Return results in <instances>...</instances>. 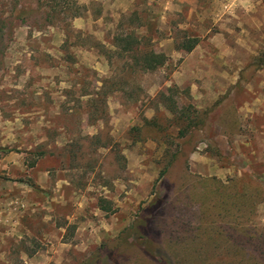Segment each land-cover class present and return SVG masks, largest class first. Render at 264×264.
Here are the masks:
<instances>
[{"label": "rangeland", "instance_id": "obj_1", "mask_svg": "<svg viewBox=\"0 0 264 264\" xmlns=\"http://www.w3.org/2000/svg\"><path fill=\"white\" fill-rule=\"evenodd\" d=\"M263 230L264 0H0V264H238Z\"/></svg>", "mask_w": 264, "mask_h": 264}, {"label": "trees", "instance_id": "obj_2", "mask_svg": "<svg viewBox=\"0 0 264 264\" xmlns=\"http://www.w3.org/2000/svg\"><path fill=\"white\" fill-rule=\"evenodd\" d=\"M121 40H124V39H121ZM196 44H197V41L193 40L187 46H185V49L187 51H191L195 47ZM134 59H135V62L142 63L140 66L141 69L151 70V71L155 69L157 64H161L165 61V57L162 54L155 53V52H144V53L139 52L138 55H136ZM255 187L260 192L261 187L259 185H255ZM225 199L229 201L228 206L225 208L223 207L225 212H229L232 207H239V206H242V207L246 206V208H249L250 211L252 212L251 209H253L254 202H255L253 200L252 195H248L246 197V194H243L240 191L234 193L233 195L231 194L227 195ZM235 219L237 218H234V221ZM211 223L212 221H210V224ZM235 224L239 226V223L236 221H235ZM234 229L235 228H233V230ZM250 236H254V235L251 233ZM225 250L233 257L239 258L240 261L238 262V264H264V253H263L264 250H262V248L257 243L249 242L248 246L245 248L244 245L239 246L238 244H236L234 240H231L228 243V246H226ZM245 255L247 258L245 257ZM198 259L199 258L194 260V264H204V258L202 260L201 259L198 260ZM207 264H210V263H207Z\"/></svg>", "mask_w": 264, "mask_h": 264}]
</instances>
